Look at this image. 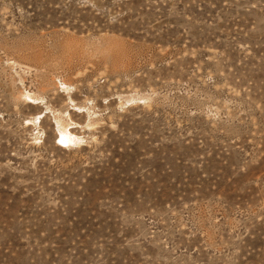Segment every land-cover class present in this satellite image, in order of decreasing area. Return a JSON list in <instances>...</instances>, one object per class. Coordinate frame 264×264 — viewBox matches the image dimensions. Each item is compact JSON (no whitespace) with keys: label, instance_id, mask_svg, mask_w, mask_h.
Returning a JSON list of instances; mask_svg holds the SVG:
<instances>
[{"label":"rangeland","instance_id":"1","mask_svg":"<svg viewBox=\"0 0 264 264\" xmlns=\"http://www.w3.org/2000/svg\"><path fill=\"white\" fill-rule=\"evenodd\" d=\"M0 264H264V0H0Z\"/></svg>","mask_w":264,"mask_h":264}]
</instances>
